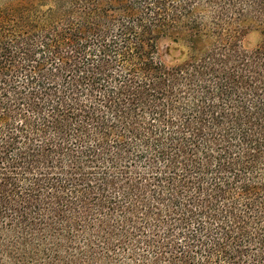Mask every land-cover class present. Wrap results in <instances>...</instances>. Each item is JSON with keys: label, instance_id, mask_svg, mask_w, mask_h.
Wrapping results in <instances>:
<instances>
[{"label": "trees", "instance_id": "trees-1", "mask_svg": "<svg viewBox=\"0 0 264 264\" xmlns=\"http://www.w3.org/2000/svg\"><path fill=\"white\" fill-rule=\"evenodd\" d=\"M0 264H264V0H0Z\"/></svg>", "mask_w": 264, "mask_h": 264}, {"label": "rangeland", "instance_id": "rangeland-1", "mask_svg": "<svg viewBox=\"0 0 264 264\" xmlns=\"http://www.w3.org/2000/svg\"><path fill=\"white\" fill-rule=\"evenodd\" d=\"M262 40V35L259 31H251L245 38V45L247 48H253L257 44H259ZM169 45L173 48L176 47L177 49L171 50V55L169 59L171 60H179L182 57V49L180 48L179 44L177 43H169Z\"/></svg>", "mask_w": 264, "mask_h": 264}]
</instances>
